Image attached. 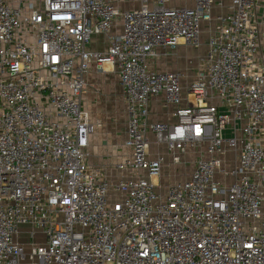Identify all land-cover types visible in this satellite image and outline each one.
<instances>
[{
	"label": "built area",
	"instance_id": "built-area-1",
	"mask_svg": "<svg viewBox=\"0 0 264 264\" xmlns=\"http://www.w3.org/2000/svg\"><path fill=\"white\" fill-rule=\"evenodd\" d=\"M118 1L0 0V264H264V0ZM203 34L187 86L149 70L158 48L198 49ZM91 64L118 73L126 179L87 162ZM160 94L173 124L147 122ZM190 147L189 178L161 184ZM26 229L42 241L21 245Z\"/></svg>",
	"mask_w": 264,
	"mask_h": 264
},
{
	"label": "crops",
	"instance_id": "crops-1",
	"mask_svg": "<svg viewBox=\"0 0 264 264\" xmlns=\"http://www.w3.org/2000/svg\"><path fill=\"white\" fill-rule=\"evenodd\" d=\"M162 2L163 6L168 9L193 8L194 6V0H175V2L170 0V6L168 5L169 0H162ZM148 4L149 7H153L155 0H148ZM139 5V0H119L115 3V7L120 11L132 10L138 8ZM120 31L121 22L118 20L114 23L111 34ZM200 43L198 49L182 45L175 49L158 48L157 57L148 62L149 70L179 72L182 74V87L187 86L195 78L200 68L199 64L202 62L203 56L200 58L199 51L203 48L206 51L205 34L202 35ZM105 45L106 37H93L92 50L102 51ZM106 67L101 70L97 69L94 64L90 65L88 72L84 75V86L80 98L82 108L88 114L93 125V133L89 136L86 150L87 162L91 167L101 169L107 180L115 181L131 176L129 170H118L117 166L131 159L132 153L124 145L127 119L124 118L125 124L122 126L117 121L121 106L126 114L118 73L115 68ZM173 112V106L165 105L163 94L154 96L149 100L147 122L173 124L175 122ZM176 167L166 166L165 171L163 169L160 182L165 178V174H169ZM192 170L193 164L190 165V169L180 181L188 179Z\"/></svg>",
	"mask_w": 264,
	"mask_h": 264
},
{
	"label": "rangeland",
	"instance_id": "rangeland-1",
	"mask_svg": "<svg viewBox=\"0 0 264 264\" xmlns=\"http://www.w3.org/2000/svg\"><path fill=\"white\" fill-rule=\"evenodd\" d=\"M173 2H175V0H173ZM168 5L169 6L171 5L170 0L168 2ZM88 48H90V45H88ZM204 52H205L204 48L199 51L200 58L204 55ZM203 64L204 63H203V59H202V62L199 64L200 65L199 67L203 66ZM193 70H195V69H193ZM124 118L126 119V114L123 112V107L121 106L120 110L118 111V119H117V121L119 122V124L121 126L123 124H125ZM199 157H202L200 155L199 150H196L194 147H190L189 151L187 152V154L184 157L182 164L178 165L176 167V169L171 171L169 174H165V178L163 179L164 182L161 181L162 182L161 184L169 185V183H174L176 181H180L185 176L186 172H188V170L190 169V165L194 164L195 160ZM164 171H165V169H164ZM30 233H31L30 229L22 230L19 233L18 241L21 245L27 246V245H29V243L35 244V243H40L42 241V238L40 237V231L36 230L33 238H31Z\"/></svg>",
	"mask_w": 264,
	"mask_h": 264
},
{
	"label": "bare ground",
	"instance_id": "bare-ground-1",
	"mask_svg": "<svg viewBox=\"0 0 264 264\" xmlns=\"http://www.w3.org/2000/svg\"><path fill=\"white\" fill-rule=\"evenodd\" d=\"M106 66H107V65H104V67H103V68H105V69H106V68H107ZM110 68H111V67H110Z\"/></svg>",
	"mask_w": 264,
	"mask_h": 264
}]
</instances>
